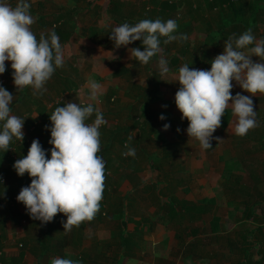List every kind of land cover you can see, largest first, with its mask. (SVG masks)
<instances>
[{
	"label": "crops",
	"instance_id": "0c3cea01",
	"mask_svg": "<svg viewBox=\"0 0 264 264\" xmlns=\"http://www.w3.org/2000/svg\"><path fill=\"white\" fill-rule=\"evenodd\" d=\"M6 2L15 6L17 0H6ZM28 2L31 4V15L35 18L32 31L37 39L41 33L47 35L53 30L55 32L59 30V39L68 40L66 43H61L62 48L66 45L68 52L74 48L77 53H80L82 49H77L78 45L83 47L86 42L97 47V41L102 40L107 49H96L93 64L83 69L73 61L68 63L69 69L57 68L53 79L45 84V90L37 94H33L31 87L17 91L12 78L11 62H5L6 71L0 74V86L14 95L10 105L11 114L25 119L23 127L25 136L23 143L14 138L7 152L0 149V258L5 264H39L40 258L45 253L53 251L55 252L53 259L69 258L78 261L79 264L174 263L173 260L178 257V247L184 246L182 232L188 229L186 233L190 239L201 236L202 232L201 229L197 231L198 227L181 228L182 225H177L176 221L182 223L188 218L197 219L199 213L208 211L199 208L203 206V199L207 197L203 192L201 197L191 199L189 196L192 190L189 187L181 186L178 192L177 186L173 187L172 183V179H176L172 178V159L173 161L175 158L178 159L175 163L183 169V173L191 175L194 172L192 169H186L187 162L193 163L181 156L184 152L178 155L186 144L185 140L188 137L185 134L186 131L180 135L176 130L172 135V104L175 102V96L172 97V42L170 50L163 51L161 46L162 52L159 54L168 61L169 73L161 76L159 69H156L159 57H154L147 65L144 64L146 79L149 80L147 84L140 81L138 74L131 71L134 64L141 65L139 61L130 58L128 51V48L138 47V41L128 45L123 55L124 63L120 62L122 66L129 69L128 72L118 76L112 73L108 77L112 80L109 81L105 79L103 72L108 69L115 72L120 66L110 68L106 65L98 68V62L106 63L99 57L106 58L109 56V51L117 50L113 42V44L104 42L111 41L109 36L112 28L124 22L134 25L143 19L162 21L172 19V2L170 0H28ZM185 2V24L196 27L197 23H201L202 33L205 32L206 37L211 30L224 26L229 30L227 31L229 34L235 33L239 36L251 29L256 39H264V0H185ZM213 19L217 21L216 26L213 25ZM257 25L258 29L255 28ZM214 38H212L213 41ZM213 41H211L212 45L217 47L218 42L213 44ZM107 43L110 45L107 46ZM204 46L201 48V53L208 55L209 47ZM186 48L184 53L187 51ZM210 49V52L215 51L212 47ZM90 50L88 56L91 53ZM216 52L222 53L217 50ZM252 59L254 62H259L257 57ZM211 61L208 58L201 59L190 68L209 70ZM173 66L175 73H178L183 64L180 62ZM140 70L143 71V69ZM58 72L59 74L56 75ZM91 72L92 75H90ZM96 72L99 73L96 74ZM89 78L103 85L109 84L107 96L112 94L118 102H120L119 98L121 101H125L126 98L136 103L137 119L144 130L138 125L133 126L134 123L132 126L127 124L118 126L115 122L119 119L118 114L107 106V102L115 100H111L112 97L105 103L89 100V103H95V107L102 112L107 121L99 129L101 148L98 155L105 163L103 199L99 212L91 222H84L78 228L74 227L70 232H64L63 223L67 218L63 214H57L52 222L44 224L32 219L25 206L17 201L20 190L30 185L31 178L27 173L23 177L18 176L11 161L26 156L34 139L39 140L46 152V157L50 158L52 145L48 143L51 138L49 115L56 107H52L55 101H52L50 105L49 102L53 96L56 98L62 95L63 101L59 106H64L67 102L80 104L79 99L82 94L76 89L85 88L89 91L86 87ZM66 79L72 80L69 86L64 85ZM122 80L127 82L126 87L122 86ZM145 101L150 104L148 111H142L140 107ZM36 116V119H32ZM161 116H164L170 125L169 130L162 131L163 133L161 132L163 122L157 120ZM94 119L95 115L87 123H92ZM149 121L153 123L149 125ZM176 124L180 125L179 127L182 126L181 121ZM128 127L131 129L136 127V135L132 139L135 141L128 139L132 136V131L128 133L125 140L131 148L133 144L137 146V155L130 156L137 161L133 165L130 160L121 158L118 153V150H122V146L123 153L128 150L124 144H121V138L124 137L121 132ZM0 130H2V122H0ZM261 136L264 139V133ZM162 138L168 141V146L165 148ZM152 143L153 145H150ZM261 143L264 147V140ZM141 146L147 148L148 152L142 150ZM18 149H21V154L16 156ZM207 150L201 148L199 152ZM155 155L165 161L158 164L152 163L150 159L154 160ZM202 158L201 162H204ZM194 166L197 167L198 163ZM200 166L202 169V163ZM202 178L200 180H203ZM146 183L152 185L142 189L141 186ZM187 203L193 206L188 209ZM209 246L219 247L217 243ZM229 247L233 250L231 245ZM189 249L194 255L199 247L192 246L190 243L187 247V250ZM52 260L47 263L51 264ZM255 260L256 257L252 262ZM181 262L182 264L190 263L185 258Z\"/></svg>",
	"mask_w": 264,
	"mask_h": 264
},
{
	"label": "clouds",
	"instance_id": "9594fccd",
	"mask_svg": "<svg viewBox=\"0 0 264 264\" xmlns=\"http://www.w3.org/2000/svg\"><path fill=\"white\" fill-rule=\"evenodd\" d=\"M30 8L28 0H17L15 6L0 0V74L5 73V62L10 61L16 90L31 87L33 94H37L45 90V84L56 69L63 67L64 53L54 30L47 35L41 33L37 39L32 31L35 18ZM177 28L173 19H143L134 25L124 22L112 28L109 39L117 49L140 41L143 50L128 48L130 58L147 65L154 57H159L157 67L161 76H165L170 69L168 61L159 55L161 43L167 45L177 39H188L186 34L174 35ZM252 57L259 58V62H254ZM210 63V70L184 64L175 77L180 85L175 93V105L182 114L181 119L189 122L187 135L205 150L212 147L213 133L221 127L222 117L229 108L235 118L237 136L243 137L258 126L251 97L264 95V39H256L251 29L239 36L234 33L224 41L223 52ZM233 81L249 95L237 93L233 96ZM86 87L89 100L98 102L103 85L89 78ZM13 100L14 95L0 86V149L4 152L10 149L14 138L23 143L25 136V119L11 114ZM93 115L94 121L87 123ZM49 117L50 158L46 157L39 140L34 139L27 155L14 162L18 176L27 173L31 178L30 185L20 190L17 201L25 206L32 219L44 224L52 222L57 214H63L67 218L63 223L64 232H70L84 222H91L100 210L105 163L98 155L101 148L99 129L107 121L95 103L81 106L67 102L56 107ZM168 127L164 125L165 130ZM133 137L128 139L131 141ZM125 147L128 150L123 155L135 156L134 148ZM51 264L79 262L54 258Z\"/></svg>",
	"mask_w": 264,
	"mask_h": 264
},
{
	"label": "rangeland",
	"instance_id": "374dc122",
	"mask_svg": "<svg viewBox=\"0 0 264 264\" xmlns=\"http://www.w3.org/2000/svg\"><path fill=\"white\" fill-rule=\"evenodd\" d=\"M170 1L172 3L177 2V8H173L172 4V19L175 20L178 25L174 35L179 37L186 34L188 37L187 40L182 41L177 39L172 41L173 57L174 54H179L181 56V64H187L192 67L194 66L193 64L199 63L201 59L206 60L208 58L209 60H213L219 55L216 50L218 52H223V43L225 40L215 34L213 35V37H215L213 44L218 42V46L216 47L212 45L210 38L206 37L205 32L202 33L201 23H197L195 25L196 27L189 24V26H191L190 31L184 32V28L187 29V24L184 22L186 2L185 0ZM213 21V25L216 26L217 21L214 19ZM258 27L259 26L257 25L255 28L258 29ZM102 41H97V47L90 44V42H86L83 47H79V44L77 49H82L80 50V53H77L74 48H71V52H68L66 45L65 47L63 46L65 53L63 67L69 69L68 63L72 61L76 62L77 65L82 67V69L88 65H92L95 59L94 53L96 49L106 48V45L103 44ZM104 42L113 44V41ZM93 43L96 44L95 42ZM109 43H107V46ZM203 45H205V48L206 46L209 47L208 55L206 53L202 55L201 48ZM185 47H187L186 53H184ZM210 47L214 48L215 51L210 52ZM89 50L91 53L88 56ZM125 50L126 47H120L117 50L109 51V56L106 58L99 57L101 58L100 60H103V62H106L107 64H100L98 62V68H103L106 65L108 67L110 66V68H113V66H115V68L121 66L120 62L122 64L124 63L122 60ZM140 69H143V71ZM144 69V64H134L131 71L136 75L138 74L140 81L147 84L149 80L146 79V71ZM156 69H158L157 66ZM98 73L99 72H96V74ZM112 73L113 70L110 69L103 72L105 79L111 81L112 79L108 77L112 75ZM81 74L83 75L84 73ZM177 74L178 73H175L174 66L172 65V97L175 96V93L180 87L179 82L175 81ZM90 75H92V72ZM50 79H53V77ZM71 83V79H66L64 81V85L69 86ZM121 83L123 87H126L127 82L125 80H122ZM108 86L109 84L103 85V92L98 101L102 103L106 102ZM76 90L78 93L82 94L79 103L82 105L88 104L89 91L85 90V88H79ZM142 92L143 91H141V93ZM237 93L249 95V93L244 92L241 87L233 81L232 95L235 96ZM59 98H62L63 100V96H60ZM251 98L254 103V110L257 113V127L249 130V132L243 137L237 136L234 133L235 118L232 116L231 109L229 108L225 112L224 117H222V127H219L213 133L212 139L215 143L211 148H208L207 151H200V153L199 150L201 147L199 142L194 138L187 137V140H185L186 144L183 145L184 148L178 152L179 155V153L183 151L184 155L181 156H184V159H187L188 161H192L193 164L187 162L188 168L186 169H192L194 171L193 174L188 175L187 173H183V169L179 168L175 163L178 159L175 158L174 161L172 159V178H176L172 179V183L174 184L173 187L177 186L176 191L180 192L181 186H186L192 190L189 196L191 199L201 197L202 192L205 196L214 197L215 199L214 204L210 203V205H205L206 208L209 209L208 212L202 214L199 213V218L197 219L188 218L186 221L180 223L174 218L177 225H182L181 228L187 226L198 227L197 231L201 229L202 232L201 236L193 239H190L189 236H187L186 232H188V229H186V232H182L184 246L180 248L178 247V257L173 260L174 263L172 264H182L181 261L184 258L186 261L188 260L190 262L189 264H236L240 261H244L246 264H255L254 262L257 260L259 261L261 258L264 259V147L261 143L263 139L261 134L264 133V95L257 94L256 97ZM119 100L120 102H118L117 99L107 102V106L118 114L117 116H119V119L115 121L118 126H121L122 124L132 126L134 118L136 117V103L128 101L126 98L125 101H121V98H119ZM51 102L52 101L49 102V105L52 104ZM140 107H142V105ZM181 117L182 114L179 112L174 102V104H172V135L176 130L180 135L187 130L189 122L186 119H181ZM157 120L163 122L161 124V132H167L169 127L167 130L164 128L165 124L168 125L167 120L165 118L163 120L160 118ZM179 121H181V127L176 124V122ZM151 123L153 122L149 121V125ZM152 126L154 125L152 124ZM135 128L136 127L131 129L128 127L129 132L132 131L131 135H136ZM185 134L187 135V131ZM134 141L135 139L132 140V142ZM125 142L124 146L128 145V147L131 148L130 144H128L127 141ZM150 145H153V143ZM136 147V144H133L135 155H137ZM142 150L148 152L145 147H143ZM123 151L124 149L122 146V150H118L120 157L128 159L130 156H124L122 154ZM152 154L154 155V153ZM155 156L156 158L154 160L150 159L152 163L158 164L165 161V159H159L157 155ZM201 158L204 162H201ZM195 163H198L197 167L194 166ZM201 163L203 165L202 169L200 166ZM230 173L233 175L230 176ZM201 177H203V180H200ZM180 179L182 181H180ZM179 181L180 184H178ZM147 184L148 183L144 184L141 188H147V186L152 185ZM247 211L251 213L250 216H248ZM215 215L220 217V221L219 230L214 233L211 224ZM175 230L177 233L176 228ZM190 243L192 246L197 245L199 247V249L196 250L197 253L194 255L190 253V249L187 250ZM208 243L209 245L217 243L219 247H210ZM229 245H231L233 250L230 249ZM246 248L250 249V256L248 257L245 256ZM255 257L256 260L252 262Z\"/></svg>",
	"mask_w": 264,
	"mask_h": 264
},
{
	"label": "trees",
	"instance_id": "16d2710c",
	"mask_svg": "<svg viewBox=\"0 0 264 264\" xmlns=\"http://www.w3.org/2000/svg\"><path fill=\"white\" fill-rule=\"evenodd\" d=\"M177 3V2H176ZM176 3L175 2H173L172 4H173V8H177V5H176ZM186 27H187V29H185L184 28V32H187V31H190V29H191V26H189V24H187L186 25ZM212 28V27H211ZM227 31H229V30H227V28L226 27H220L219 29H217V30H211L210 31V33L209 34H207V36L210 38V41H213V35H215V34H217V35H219L220 37H223V39L224 40H227V38L230 36V35H232V34H229ZM230 31H233V30H230ZM56 34L58 35L59 34V30H56ZM59 41H60V43H66L68 40H66V39H63V38H61V39H59ZM162 41H163V38H162ZM171 43V42H170ZM170 43H168L167 45H165V44H163V42L161 43V46H162V48H163V51H166L167 52V50H170V48H171V45H170ZM137 47V46H136ZM138 47H140L141 48V50L143 49V46H142V44H141V42L140 41H138ZM181 62V56L179 55V54H174V57L172 56V65H177V64H179ZM128 68H125L124 66H120L119 68H118V70L117 71H115V72H113V75L114 76H118V75H120L121 73H123V72H128ZM59 74V72L56 74V75H58ZM61 74V73H60ZM53 77V76H52ZM51 77V78H52ZM51 80V79H50ZM48 82H49V80H48ZM49 87H50V85H49V83L47 84ZM157 91V90H156ZM59 95H61V94H59ZM62 96V95H61ZM52 97V96H51ZM54 97V96H53ZM51 98V101H55V99H57V98H59V97H56V98ZM111 97H112V94H109L108 96H107V99L110 101V99H111ZM114 99V97H112V100ZM62 102H58V103H56V102H54V104L52 105V107H57V106H59L60 104H61ZM150 108V104L148 103V101H145V103L143 104V106H142V111H148V109ZM139 126L141 129H143L144 130V128H142V124H140V122L138 121V119H137V115H136V117H135V120H134V125L133 126ZM120 132V131H119ZM128 133H129V130L126 128L124 131H122L121 132V135L122 134H124V137L123 138H121V144L123 145L124 144V142H125V140H126V137H127V135H128ZM149 135V134H148ZM148 135H146V137H150V136H148ZM264 139H262V141H263ZM163 144H164V148L165 147H167L168 146V141L166 140V138L165 139H163ZM215 142L213 141V139L211 140V144L213 145ZM172 145H174V144H172ZM177 147H179V145H176ZM175 146V148H176V150H177V147ZM21 150V149H20ZM20 150L18 149L17 151H19V152H17L16 151V156L20 153L21 154V152H20ZM145 151V150H144ZM143 154H145L144 152H143ZM173 157V156H172ZM154 159H155V157H154ZM128 160H130L131 162H132V165L133 164H136L137 163V161L136 160H133L131 157H129L128 158ZM16 160H14V161H11V165L13 166L14 165V162H15ZM230 176L231 175H233V174H229ZM234 176H236V175H234ZM200 202H201V200H200ZM203 203H204V206H199V208H201V210H203V211H208L209 209L208 208H206V206L205 205H210V203L211 204H214L215 203V199H214V197H211V198H209V197H205L204 199H203ZM190 206H193V204H186V207L188 208V209H190ZM198 207V206H197ZM248 212V211H247ZM251 215V213H249L248 212V216H250ZM219 221H220V217L219 216H215L214 218H213V220H212V230L214 231V232H216V231H218L219 230ZM53 253H55V252H47V253H45L41 258H40V262H39V264H48L49 262H50V260H52L53 259ZM51 254V255H50ZM47 255H50V257L48 256L47 257ZM52 256V257H51ZM245 256L246 257H248V256H250V249L249 248H246L245 249ZM48 262V263H47ZM255 264H263L264 263V259L263 258H261L259 261L257 260L256 262H254ZM0 264H5L4 262H3V260L0 258ZM239 264H246V262H244V261H241Z\"/></svg>",
	"mask_w": 264,
	"mask_h": 264
},
{
	"label": "built area",
	"instance_id": "2783aa9c",
	"mask_svg": "<svg viewBox=\"0 0 264 264\" xmlns=\"http://www.w3.org/2000/svg\"><path fill=\"white\" fill-rule=\"evenodd\" d=\"M59 101H60V98L55 99L56 103L59 102ZM124 156H126V155H124Z\"/></svg>",
	"mask_w": 264,
	"mask_h": 264
}]
</instances>
